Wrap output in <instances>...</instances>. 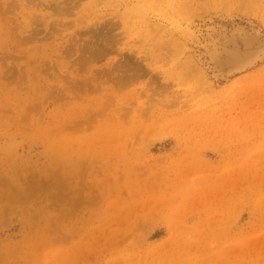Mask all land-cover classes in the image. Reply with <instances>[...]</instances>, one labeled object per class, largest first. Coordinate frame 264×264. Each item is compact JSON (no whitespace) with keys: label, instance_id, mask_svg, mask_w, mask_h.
Returning a JSON list of instances; mask_svg holds the SVG:
<instances>
[{"label":"rangeland","instance_id":"rangeland-1","mask_svg":"<svg viewBox=\"0 0 264 264\" xmlns=\"http://www.w3.org/2000/svg\"><path fill=\"white\" fill-rule=\"evenodd\" d=\"M0 264H264V0H0Z\"/></svg>","mask_w":264,"mask_h":264},{"label":"bare ground","instance_id":"bare-ground-1","mask_svg":"<svg viewBox=\"0 0 264 264\" xmlns=\"http://www.w3.org/2000/svg\"><path fill=\"white\" fill-rule=\"evenodd\" d=\"M229 29V28H228ZM221 31V30H220ZM242 47V46H241ZM247 48V47H246ZM230 49V48H229ZM262 55V54H261ZM87 60V59H86ZM86 60H85V62H86ZM88 63V62H87Z\"/></svg>","mask_w":264,"mask_h":264}]
</instances>
